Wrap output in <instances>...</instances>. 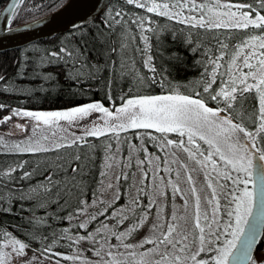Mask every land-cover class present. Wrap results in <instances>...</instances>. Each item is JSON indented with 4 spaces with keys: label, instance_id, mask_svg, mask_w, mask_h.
I'll return each instance as SVG.
<instances>
[{
    "label": "trees",
    "instance_id": "obj_1",
    "mask_svg": "<svg viewBox=\"0 0 264 264\" xmlns=\"http://www.w3.org/2000/svg\"><path fill=\"white\" fill-rule=\"evenodd\" d=\"M66 1L22 0L10 27L45 16ZM147 1L151 0H111L104 13L88 25L1 52L0 120L11 109L55 111L94 102L116 108L130 99L176 96L222 108L231 121L254 131L256 93L245 91L222 107L215 97L218 81L211 83L210 75L215 60L228 58L253 37L264 36V25H193L150 11ZM224 1L264 17V0ZM6 2L0 0V9ZM106 140L88 139L36 152L0 149V248L7 241H18L55 260L108 264L96 256L105 250L104 245L101 249L97 247L101 243L95 246L93 240L99 237L104 244L116 243L122 221L118 223L113 214L117 216L118 205H125L127 199L126 178L119 180L122 192L118 201L105 207L96 199ZM260 141L264 147V133ZM126 149L125 142L123 153ZM167 208L172 222H186L189 236L182 245L185 225L177 224L162 251L168 246V254L187 256L199 235L194 218L188 228L184 214L175 216L171 200ZM176 211L181 213L178 207ZM155 229L147 230L150 244L157 245L154 251L165 242ZM258 244L253 256L264 253V230ZM110 249V253L114 251ZM75 253H81L83 259L67 258ZM163 261L173 264L167 258Z\"/></svg>",
    "mask_w": 264,
    "mask_h": 264
},
{
    "label": "rangeland",
    "instance_id": "obj_2",
    "mask_svg": "<svg viewBox=\"0 0 264 264\" xmlns=\"http://www.w3.org/2000/svg\"><path fill=\"white\" fill-rule=\"evenodd\" d=\"M146 5L150 11L193 25H264V17L224 0H151ZM210 76L211 83L218 81L215 97L222 107L231 105L245 91L256 93L254 131L231 121L222 108L207 107L193 99L158 96L130 99L116 108L94 102L55 111L11 109L0 120V149L36 152L88 139H108L96 199L105 207L118 201L122 192L119 180L126 178L127 200L125 205H118L117 216L113 214L118 223L122 221L116 243L104 244L101 238H94L95 246L101 243L97 247L105 248L96 252L97 258L108 264H141L139 251H145L147 264H167L163 261L166 258L173 264H227L252 206L255 153L264 164L260 141L264 133V36L253 37L228 58L215 60ZM125 142L127 149L123 153ZM138 194L143 195H139V201ZM142 199L147 203L142 204ZM168 200L176 217L184 214L188 228L194 218L199 235L187 256L168 254V246L162 251L179 221L172 222L168 217ZM146 205L152 208L148 220L151 223H131L130 217L138 215L140 207ZM176 207L181 213L177 214ZM179 224L184 227L186 222ZM154 227L165 241L155 251L157 245L150 244L147 232ZM182 231L183 245L189 236L186 225ZM145 244L148 246L143 248ZM111 247L114 251L110 253ZM67 258L82 260L83 255L75 253ZM0 264L73 263L41 255L22 242L7 241L0 248ZM249 264H264V253L253 256Z\"/></svg>",
    "mask_w": 264,
    "mask_h": 264
},
{
    "label": "water",
    "instance_id": "obj_3",
    "mask_svg": "<svg viewBox=\"0 0 264 264\" xmlns=\"http://www.w3.org/2000/svg\"><path fill=\"white\" fill-rule=\"evenodd\" d=\"M111 0H67L57 10L10 27L20 0H7L0 9V53L88 25L99 18ZM252 206L227 264H249L264 230V164L255 153L252 172Z\"/></svg>",
    "mask_w": 264,
    "mask_h": 264
},
{
    "label": "flooded vegetation",
    "instance_id": "obj_4",
    "mask_svg": "<svg viewBox=\"0 0 264 264\" xmlns=\"http://www.w3.org/2000/svg\"><path fill=\"white\" fill-rule=\"evenodd\" d=\"M145 194V193H144ZM143 196L142 194H138V196ZM144 196H146V194L144 195ZM144 200H146V198L144 197ZM140 213H138V215L137 214H134L133 216H131V223H133V224H136L137 222H139V223H141V221L143 220L144 221V223H148V222H150L151 223V221H148V220H150V213H151V211H152V208L150 207V206H145V207H140ZM139 219H141V220H139ZM150 237V235L148 236V239H150L149 238ZM138 251H136L135 253H137ZM144 253H146L145 251H139V254L141 255V260H140V262H141V264H147V260H146V256H143L144 255ZM142 260H143V262H142ZM139 262V261H138ZM133 264H136V263H133ZM140 264V263H139Z\"/></svg>",
    "mask_w": 264,
    "mask_h": 264
},
{
    "label": "bare ground",
    "instance_id": "obj_5",
    "mask_svg": "<svg viewBox=\"0 0 264 264\" xmlns=\"http://www.w3.org/2000/svg\"><path fill=\"white\" fill-rule=\"evenodd\" d=\"M21 2H22V0H20L19 6H20ZM19 6H18V8H19ZM18 8H17V10H18ZM17 10H16V11H15V13L13 14V17H12V19L14 18V16H15V14H16V12H17ZM12 19H11V21H12ZM10 23H11V22H10Z\"/></svg>",
    "mask_w": 264,
    "mask_h": 264
}]
</instances>
